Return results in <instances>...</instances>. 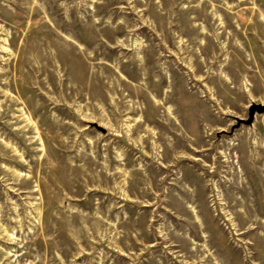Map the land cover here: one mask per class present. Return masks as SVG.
I'll list each match as a JSON object with an SVG mask.
<instances>
[{
    "label": "rangeland",
    "instance_id": "obj_1",
    "mask_svg": "<svg viewBox=\"0 0 264 264\" xmlns=\"http://www.w3.org/2000/svg\"><path fill=\"white\" fill-rule=\"evenodd\" d=\"M252 103L264 0H0V264H264Z\"/></svg>",
    "mask_w": 264,
    "mask_h": 264
},
{
    "label": "water",
    "instance_id": "obj_2",
    "mask_svg": "<svg viewBox=\"0 0 264 264\" xmlns=\"http://www.w3.org/2000/svg\"><path fill=\"white\" fill-rule=\"evenodd\" d=\"M257 114H264V104L262 103H252L249 107V113L247 118H236V123L231 127V133L236 129L240 128L242 125L251 126ZM90 126L97 128L102 133H107V129L99 125L98 123H91Z\"/></svg>",
    "mask_w": 264,
    "mask_h": 264
}]
</instances>
